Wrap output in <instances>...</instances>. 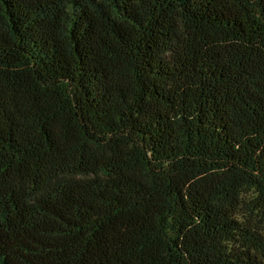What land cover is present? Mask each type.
I'll return each mask as SVG.
<instances>
[{
    "label": "trees",
    "instance_id": "trees-1",
    "mask_svg": "<svg viewBox=\"0 0 264 264\" xmlns=\"http://www.w3.org/2000/svg\"><path fill=\"white\" fill-rule=\"evenodd\" d=\"M0 264H264V0H0Z\"/></svg>",
    "mask_w": 264,
    "mask_h": 264
}]
</instances>
